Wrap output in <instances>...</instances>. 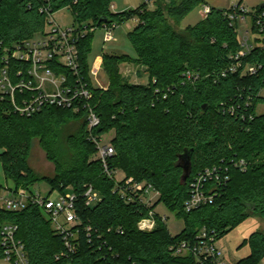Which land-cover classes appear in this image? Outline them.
Returning a JSON list of instances; mask_svg holds the SVG:
<instances>
[{"label": "trees", "instance_id": "trees-1", "mask_svg": "<svg viewBox=\"0 0 264 264\" xmlns=\"http://www.w3.org/2000/svg\"><path fill=\"white\" fill-rule=\"evenodd\" d=\"M114 0H0V44L11 47L43 31L44 5L53 12L69 8L75 22L121 26L136 18L128 32L136 57L104 53L102 65L109 88H95L90 77L89 54L95 31L79 41L81 76L93 90L89 101L101 123L93 133L105 135L112 129L115 153L109 158L111 171L122 170L136 181L152 183L160 199L151 208L141 202H126L115 191L116 181L107 175L102 162L93 159L97 148L89 138L85 112L46 105L31 115L15 110L10 95L0 87V162L14 190L29 189L48 180L64 193L66 188L80 194L91 184L101 200L85 205L79 199L81 224L75 229L77 251L57 259L65 243L41 207L28 204L12 211L0 205L1 230L5 222L19 226L17 237L25 244L30 264H196L192 255H175L172 246L182 240H195L205 228L219 241L227 232L251 216L264 220V50L256 47L245 63H262L252 76L222 71L230 56L240 50L235 25L224 11L212 7L182 34L169 20L182 23L185 17L207 0H142L134 8L112 10ZM242 3H238L240 6ZM264 10V2L258 6ZM106 19V21H101ZM0 51V77L4 67ZM137 64L147 83L124 80L120 65ZM16 62L12 67H16ZM29 92H17V101ZM234 110H231V108ZM70 122L80 127L69 133L61 147V131ZM38 140L48 160L55 166L53 177H41L31 167L29 157ZM191 154L192 168L185 180L180 156ZM67 156V157H66ZM241 162H244L243 166ZM216 167L218 177L209 179L205 192L213 190V201L192 210L185 208L192 183L205 169ZM50 196V195H49ZM163 202L185 222L183 230L172 235L167 223L156 213V226L143 231L138 223ZM250 253L235 264H260L264 259V232L245 239ZM4 258L0 243V260ZM205 264H213L211 261Z\"/></svg>", "mask_w": 264, "mask_h": 264}, {"label": "built area", "instance_id": "built-area-1", "mask_svg": "<svg viewBox=\"0 0 264 264\" xmlns=\"http://www.w3.org/2000/svg\"><path fill=\"white\" fill-rule=\"evenodd\" d=\"M204 17L212 10L208 2L202 5ZM113 8V5H112ZM226 9L224 14L235 25L240 40V50L230 56L228 68L222 71L225 76L229 73H240L242 77L256 75L262 68V63H245L244 60L256 47L264 50V10H248L242 5H235ZM42 11L46 13V25L43 31L33 37L11 47H3L4 67L0 77L1 90L10 95L16 111L23 115H31L40 111L46 105H54L70 108L75 113L85 112L89 138L97 148V159L105 168L107 175L116 181L115 191L126 202H141L151 208L160 199V192L152 183L136 181L133 177L117 179V171H111L108 167L109 158L115 153L111 142L103 141V135L95 134L92 130L101 123V118L94 106L89 102L93 98V90L81 76V62L79 59V41L88 30L95 28L85 24L76 23L73 26L64 27L58 23L50 4H45ZM116 25H104L103 41H112ZM16 62V67L12 64ZM102 69V60L96 59L94 68L89 74L93 87L102 88L97 78L98 70ZM97 79L98 83L94 82ZM29 92V96H23L22 102L17 101V92ZM264 95L262 89L257 96ZM231 110H234L232 107ZM244 162H241L243 166ZM218 177L216 167L207 168L200 173L192 183L191 197L186 201L185 208L192 210L200 205L213 201V190L205 192V184L209 179ZM8 191V196L3 192ZM79 199H83L85 205H93L101 200V194L93 185H85L82 193L70 191L61 193L57 198L42 195L40 192L30 193L24 190H14L0 186V205L7 210H22L28 204H35L42 208L51 220L54 228L63 237L65 250L57 259L68 256L77 251L75 239L78 231L75 229L81 224L78 212ZM156 211H150L149 216L143 218L138 227L143 231H151L156 226ZM166 222L167 216L159 214ZM19 226L12 222H5L1 230V246L4 258L9 264H30L25 244L17 237ZM216 239L210 236L204 228L195 240H182L172 246L175 255H192L196 264H205L211 261L213 264H228L224 253L217 245ZM0 260V261H2Z\"/></svg>", "mask_w": 264, "mask_h": 264}, {"label": "rangeland", "instance_id": "rangeland-1", "mask_svg": "<svg viewBox=\"0 0 264 264\" xmlns=\"http://www.w3.org/2000/svg\"><path fill=\"white\" fill-rule=\"evenodd\" d=\"M142 0H114V12H120L126 9L137 7ZM207 2L216 8H230L242 3L241 5L247 8L248 10L257 9L264 0H207ZM203 7L202 5L197 7L194 11L188 14L182 23H178L173 19H170L169 22L172 25L173 29L182 33H188V27L190 25L196 24L203 17ZM55 20L60 23L62 26H73L76 25L75 16L71 9L62 8L57 10L53 14ZM134 20L138 22L136 18H133L130 21H127L121 26H118L114 30V39L110 42L105 43L103 41L104 29L96 28L95 34L92 40V50L89 54V66L90 70L94 68V63L99 56H102L104 53H114V54H127L131 57H136V52L134 47L128 39V32L134 27ZM136 22V24H137ZM92 28L96 26L91 25ZM144 71V70H143ZM120 72L124 78L132 83H147L148 76L146 71L143 73L140 71V68L137 64L133 62H124L120 65ZM97 78L101 84V87L104 89L109 88L110 82L109 78L105 72V69L102 65V69L98 70ZM95 83L97 79H94ZM264 107L260 106L259 111H263ZM80 127L79 123L70 122L67 124L61 131V147L65 155H70L68 148L64 145V139H66L69 133L76 131ZM115 135V130L112 129L107 134L103 135V141L106 143L111 142L112 137ZM67 157V156H66ZM93 159H97V155L94 154ZM29 162L34 171L41 177H53L55 175V166L54 163L47 159L45 151L41 148L39 141L36 140L32 151L29 157ZM117 179H123L127 177L122 170H117L115 174ZM0 186L9 187L10 189L15 188V184L12 180L6 179L3 172L2 164L0 162ZM71 189L68 187L65 189V193H69ZM30 193L40 192L42 195H50L51 198H57L62 192L59 189L53 190L50 182L48 180H41L36 183L29 189ZM8 196V191L3 192ZM155 211L158 214L166 215V223L169 228V231L172 235H177L183 230L185 222L183 219L178 218L175 211L170 210L163 202L158 203L155 207ZM263 231L264 232V220L255 216H251L240 226L227 232L218 242L217 245L221 248L224 253L225 261L228 264H235L244 257L248 256L250 253V247L248 244H244L246 238H248L253 232ZM0 264H9L5 261H0ZM260 264H264V259Z\"/></svg>", "mask_w": 264, "mask_h": 264}, {"label": "water", "instance_id": "water-1", "mask_svg": "<svg viewBox=\"0 0 264 264\" xmlns=\"http://www.w3.org/2000/svg\"><path fill=\"white\" fill-rule=\"evenodd\" d=\"M101 21H106V19H101ZM144 71H147V68H143ZM180 166L184 170V176L183 178L186 180L190 174L191 168H192V162H191V154L188 152H185L180 156Z\"/></svg>", "mask_w": 264, "mask_h": 264}, {"label": "crops", "instance_id": "crops-1", "mask_svg": "<svg viewBox=\"0 0 264 264\" xmlns=\"http://www.w3.org/2000/svg\"><path fill=\"white\" fill-rule=\"evenodd\" d=\"M113 8H114V4H113ZM136 22H137V21H136V20H134V23H135V24H134V26L136 25ZM99 57H101V59H102V62H103V57H102V56H99ZM98 59H100V58H98Z\"/></svg>", "mask_w": 264, "mask_h": 264}]
</instances>
